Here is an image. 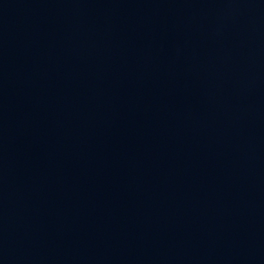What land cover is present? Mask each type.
<instances>
[{"label": "water", "instance_id": "obj_1", "mask_svg": "<svg viewBox=\"0 0 264 264\" xmlns=\"http://www.w3.org/2000/svg\"><path fill=\"white\" fill-rule=\"evenodd\" d=\"M0 264H264V0H0Z\"/></svg>", "mask_w": 264, "mask_h": 264}]
</instances>
